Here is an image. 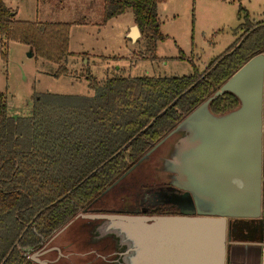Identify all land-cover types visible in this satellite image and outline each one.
Masks as SVG:
<instances>
[{"label":"trees","instance_id":"16d2710c","mask_svg":"<svg viewBox=\"0 0 264 264\" xmlns=\"http://www.w3.org/2000/svg\"><path fill=\"white\" fill-rule=\"evenodd\" d=\"M162 1L103 0V22L131 9L154 55L164 40L158 19ZM15 15L0 0V38L59 64L68 53L72 23L23 21ZM262 15L254 21L239 3L234 40L201 71L187 59L189 75L131 77L119 68L100 82L88 74L92 94L34 93L27 116L9 115L0 92V264H36L29 251L44 247L244 63L264 54V5ZM66 72L60 65L53 75ZM238 106L230 91L208 102L216 115Z\"/></svg>","mask_w":264,"mask_h":264},{"label":"rangeland","instance_id":"374dc122","mask_svg":"<svg viewBox=\"0 0 264 264\" xmlns=\"http://www.w3.org/2000/svg\"><path fill=\"white\" fill-rule=\"evenodd\" d=\"M2 1L17 11L16 20L72 23L68 53L59 64L38 57L33 51L29 55L30 48L22 43H7L0 38V92L5 93L11 116L29 115L34 93L92 94L88 74L100 82L119 68L131 77L183 76L192 72L187 59L201 71L234 40L238 4L254 21L263 19L264 5V0H164L158 5L164 40L157 43L152 55L141 33L136 42L129 37L134 22L131 9L103 22V0ZM181 53L185 59L180 58ZM60 65L67 72L55 78L53 74ZM214 117L220 115L213 114L207 105L198 107L85 210L102 214L124 212L131 206L136 208L140 199L146 207L155 206L154 202H165L169 207L166 201L171 200L193 210L200 206L205 213L220 209L224 190L216 188L217 174L207 169L199 173L194 163V146L210 138ZM82 212L47 244L49 249L57 250L46 254L50 264L98 261L95 255L88 254L97 244L86 237ZM241 219H232V236L238 232L252 237L261 227L258 221L252 224V220Z\"/></svg>","mask_w":264,"mask_h":264},{"label":"water","instance_id":"95a60500","mask_svg":"<svg viewBox=\"0 0 264 264\" xmlns=\"http://www.w3.org/2000/svg\"><path fill=\"white\" fill-rule=\"evenodd\" d=\"M139 35L137 25L132 26L129 37L135 40ZM29 55H32L31 49ZM263 78L264 54L260 53L244 63L201 104L208 106L212 98L224 91L234 93L239 99L235 110L211 120L214 127L210 138L194 146L197 171H214L216 188L224 190L221 210L205 213L200 206L195 210L183 206L179 215L151 219L126 211L102 214L96 210L93 214H82L86 237L97 244L88 254L95 255L98 261L91 260L89 264H225L232 219L259 214ZM47 244L30 257L32 262L51 263L49 258H37L57 251L49 249Z\"/></svg>","mask_w":264,"mask_h":264},{"label":"crops","instance_id":"0c3cea01","mask_svg":"<svg viewBox=\"0 0 264 264\" xmlns=\"http://www.w3.org/2000/svg\"><path fill=\"white\" fill-rule=\"evenodd\" d=\"M17 15V11H16ZM15 15V16H16ZM135 25L132 23L131 27ZM140 36V35H139ZM139 37H137L134 42ZM212 125V124H211ZM214 126L212 125V128ZM237 219V218H236ZM242 221H258L261 227L257 229L252 237L242 236L238 232L226 242L225 264H264V78H263V98H262V155H261V197L259 214L256 217L242 218ZM233 221V220H232ZM231 221V225H232ZM239 221V220H236ZM231 228V226H230ZM40 250V249H39ZM39 250L29 251V258ZM38 259H46V254L39 255ZM31 260V259H30ZM32 261V260H31ZM37 264V263H36Z\"/></svg>","mask_w":264,"mask_h":264},{"label":"flooded vegetation","instance_id":"af4514ba","mask_svg":"<svg viewBox=\"0 0 264 264\" xmlns=\"http://www.w3.org/2000/svg\"><path fill=\"white\" fill-rule=\"evenodd\" d=\"M148 198H146V196H144L143 201H146ZM168 204H170L169 207L165 206L166 203H162L161 205H159V202H154L156 205L155 206H151V207H146L147 204H143L142 200H138V202H136V208L134 207H129L130 209H127L126 212L128 213H133V214H140L143 215L147 218H154V217H162V216H174V215H179V210H180V206H178L175 202L169 200L166 201ZM185 209L187 208L188 210L192 209L191 206L188 207H184ZM93 214L95 212H91L88 210H84L82 212V214ZM236 220V219H234Z\"/></svg>","mask_w":264,"mask_h":264}]
</instances>
